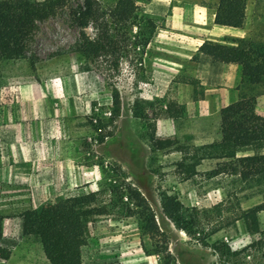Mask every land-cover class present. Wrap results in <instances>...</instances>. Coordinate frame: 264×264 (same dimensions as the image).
<instances>
[{
  "label": "rangeland",
  "instance_id": "1",
  "mask_svg": "<svg viewBox=\"0 0 264 264\" xmlns=\"http://www.w3.org/2000/svg\"><path fill=\"white\" fill-rule=\"evenodd\" d=\"M66 1L55 16L39 25L27 58L0 60V125L4 127V132L0 129V140L5 143L13 132L10 128L16 116L12 112L19 89L33 84L46 97L45 107H39L43 113L40 120L52 132L50 139L63 144L53 161L38 163L34 177L24 169L0 181V215L4 217L0 264H47L40 244L22 235L20 215L95 192H99L95 206L105 207L106 214L93 218L83 229V264H218V256L200 245L198 235L187 237L171 225L150 232L146 222H140L134 214L141 212L126 194L122 200L116 195V189L126 193L127 183L145 195L159 227V195L166 193L202 212V235H209L205 239L208 245L223 242L238 252L264 239L247 235L242 222L235 221L239 208L245 210L264 202V194L245 198L251 191L241 189L233 178L223 173L208 178L206 174L218 169L221 161L201 162L196 168L198 174L189 180H184V173L176 168L182 157L177 147L189 143L182 133L190 123L188 112L172 121L163 111L170 101L186 106L192 88L153 79L152 62L171 60L156 50L166 48V38L155 39L156 32L168 29L167 15L150 16L146 13L149 0H134L137 16L156 26L152 46L145 49L141 65L134 56L130 58L133 65L123 61L117 73L94 68L85 71L84 59L75 51L77 32L70 25L71 11L79 7L81 0ZM99 1L109 7L117 0ZM201 1L207 5L215 2ZM256 2L247 0L242 29L249 33L245 39L264 41V6L258 9ZM132 31L135 33V29ZM230 39L235 38L225 37L228 43ZM179 77H191V70H182ZM109 85L116 87L121 97V114L115 122L109 121ZM252 92L257 95L256 110L264 115V87ZM134 111L140 116L135 118ZM147 123L155 126V137L161 142L158 149L146 139ZM231 193L240 199L238 206ZM259 219L264 229V212ZM227 264H264V249L249 248Z\"/></svg>",
  "mask_w": 264,
  "mask_h": 264
},
{
  "label": "trees",
  "instance_id": "2",
  "mask_svg": "<svg viewBox=\"0 0 264 264\" xmlns=\"http://www.w3.org/2000/svg\"><path fill=\"white\" fill-rule=\"evenodd\" d=\"M247 0H217L214 24L217 26L242 29L246 21ZM67 4L66 0H7L0 1V60L17 61L27 58L30 45L39 25L56 15L58 8ZM70 25L77 32L75 51L84 59V70L119 72L123 61L133 65L131 57L141 65L142 55L150 44L156 26L136 14L134 0H117L113 6L103 7L99 0H81L79 7L70 14ZM132 29H135L133 33ZM232 45L205 41L201 51L238 66L240 71V98L220 110L221 140L202 146L179 145L181 160L177 170L184 173V180L198 174L196 168L205 160L221 161L218 169L206 174L208 178L225 174L241 189L251 193L245 198L264 194V117L255 111L256 87H264V41L252 39H230ZM136 51H139L137 53ZM174 79L172 83H176ZM192 87L193 99L203 97L197 80L185 78L180 81ZM111 93L110 122H115L121 114V97L118 89L109 85ZM185 112V105L170 101L163 114L173 121L179 120ZM135 118L139 113L134 111ZM101 123V122H100ZM146 139L154 149L161 147L155 137V126L147 123ZM126 193L116 189L122 200L128 201L140 210L137 218L145 221L149 231L158 232L173 226L187 237L200 236V245L210 248L218 256V264H227L241 252L249 248L264 249V239L250 244L241 251H232L225 243L208 245L202 235V212L183 205L176 196L161 193L158 207L160 227L156 215L145 195L127 183ZM99 192L60 200L52 205L24 211L22 235L35 239L41 246L47 264H83L82 248L86 243L83 236L85 225L97 216L106 214L105 207L95 206ZM239 205L238 198L231 193ZM216 207L215 209H217ZM264 212V202L241 210L235 221H241L249 236H264L259 214ZM3 221L0 215V254L2 253ZM212 231L211 234H214ZM180 264H185L179 261Z\"/></svg>",
  "mask_w": 264,
  "mask_h": 264
},
{
  "label": "crops",
  "instance_id": "3",
  "mask_svg": "<svg viewBox=\"0 0 264 264\" xmlns=\"http://www.w3.org/2000/svg\"><path fill=\"white\" fill-rule=\"evenodd\" d=\"M216 4L217 0L211 5L204 4L201 0H149L146 5V13L150 16L167 15L168 25V29L156 32L155 39L166 38V48L158 47L156 50L163 52L171 60L158 59L152 62L153 79L156 82L191 87L180 83L186 77H179L180 72L188 68L191 70V77L187 78L197 80L202 88L201 99L195 100L191 95V99L186 102L188 108L185 110L188 112L190 122L182 132L189 141L186 145L202 146L220 142V110L240 98L238 66L201 51V45L205 41L232 45L226 42L225 37L233 36L240 39L247 37V29L214 24ZM255 5L261 9L264 0H257ZM149 45L150 49L152 45ZM174 79H177L176 83H172ZM15 100L17 104L12 114L16 116V121H12L10 128L15 134L10 132L5 143L0 140V146H4V151L3 146L0 150V181L3 178L7 180L10 174L19 175L18 170L24 169L34 177L38 163L53 161V156L59 154L63 146L61 140L50 139L52 132L50 134L44 122L40 120L43 113L41 114L39 107L41 105L45 107L46 103V97L40 90L33 84L25 85L19 89ZM72 106L76 108V102ZM255 111L264 117L256 108ZM0 129L4 132L2 125Z\"/></svg>",
  "mask_w": 264,
  "mask_h": 264
}]
</instances>
